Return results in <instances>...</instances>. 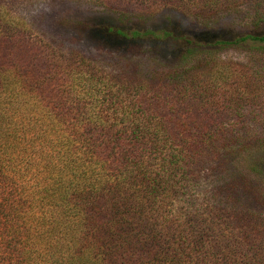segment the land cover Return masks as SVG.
Here are the masks:
<instances>
[{
    "label": "trees",
    "instance_id": "obj_1",
    "mask_svg": "<svg viewBox=\"0 0 264 264\" xmlns=\"http://www.w3.org/2000/svg\"><path fill=\"white\" fill-rule=\"evenodd\" d=\"M15 1L0 0V264H264V220L227 236L196 196L199 172L243 142L227 113L264 96V64L218 53L264 51V36H182L176 67L115 74L34 42ZM90 1L122 26L163 8L206 25L247 8L248 27L264 28V0Z\"/></svg>",
    "mask_w": 264,
    "mask_h": 264
},
{
    "label": "rangeland",
    "instance_id": "obj_2",
    "mask_svg": "<svg viewBox=\"0 0 264 264\" xmlns=\"http://www.w3.org/2000/svg\"><path fill=\"white\" fill-rule=\"evenodd\" d=\"M12 11L31 28L34 42L40 45L53 46L61 54L77 53L111 73L126 71L149 78L180 63L179 57L187 49L179 40L182 36L204 44L234 41L249 34L264 36V28L256 33L248 27L251 16L247 8L237 13L225 12L209 25L170 7L161 9L148 22L134 21L122 26L108 9L90 0H16ZM119 29L129 34L153 31L162 37L166 36L164 32L171 36L126 39L117 34ZM251 48L250 44L233 45L218 54L225 59H254L263 66L264 51ZM262 98L245 105L238 114L227 113V135L234 136L237 126L243 142L227 148L218 162L199 172L196 196L209 204L214 226L220 224L219 229L227 236L243 238L252 226L258 227L251 223L264 220V149L258 150L264 142ZM229 140L230 144L234 141L233 137ZM248 142L252 151L243 149ZM261 230L259 234L264 235V228Z\"/></svg>",
    "mask_w": 264,
    "mask_h": 264
}]
</instances>
